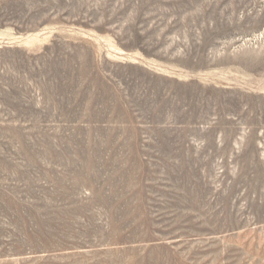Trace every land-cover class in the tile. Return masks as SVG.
Returning <instances> with one entry per match:
<instances>
[{
	"label": "rangeland",
	"instance_id": "obj_1",
	"mask_svg": "<svg viewBox=\"0 0 264 264\" xmlns=\"http://www.w3.org/2000/svg\"><path fill=\"white\" fill-rule=\"evenodd\" d=\"M0 264H264V0H0Z\"/></svg>",
	"mask_w": 264,
	"mask_h": 264
}]
</instances>
